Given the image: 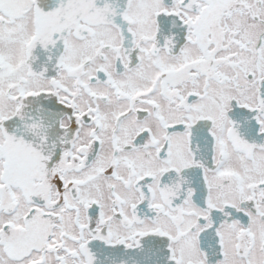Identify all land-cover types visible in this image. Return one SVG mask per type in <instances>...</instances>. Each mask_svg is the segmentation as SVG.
Segmentation results:
<instances>
[{"label":"snow or ice","instance_id":"1","mask_svg":"<svg viewBox=\"0 0 264 264\" xmlns=\"http://www.w3.org/2000/svg\"><path fill=\"white\" fill-rule=\"evenodd\" d=\"M0 264H264V0H0Z\"/></svg>","mask_w":264,"mask_h":264}]
</instances>
